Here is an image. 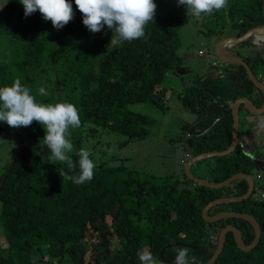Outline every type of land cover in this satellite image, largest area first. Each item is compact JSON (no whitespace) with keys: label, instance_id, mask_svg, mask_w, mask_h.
<instances>
[{"label":"trees","instance_id":"1","mask_svg":"<svg viewBox=\"0 0 264 264\" xmlns=\"http://www.w3.org/2000/svg\"><path fill=\"white\" fill-rule=\"evenodd\" d=\"M69 2L75 15L61 29L44 20L39 11L26 17L18 0H8L0 9V43L6 42L10 49L0 51V88L19 78L32 90L37 103H73L81 118V126L70 129L69 137L74 145L70 155L77 162L75 169L50 163V150L42 140L44 129L34 121L37 126L27 127L29 142L18 145L1 173L0 226L5 243H0V264H54L64 263L65 259L66 264H85L92 245L105 253L102 259L97 258L96 262L90 258L87 264H140L137 254L145 249L166 264L164 260H174L182 247L189 249V257H196L197 264H205L215 247L214 226L225 222L238 223L244 242L249 244L254 231L247 221L226 218L209 223L202 217V209L209 201L245 193L247 183L243 179L218 189L196 183L192 188L177 189L176 181L152 183V174L139 177L136 170L128 169L123 162L110 164L108 159L96 160L93 179L82 185L59 175L61 170L67 175L79 174L76 152L94 133L95 126L124 135L120 145L144 137L152 119L128 106L150 102L160 109L167 108L166 88L161 83L169 71L182 63L178 54L179 16L156 13L154 23L146 26L144 38L114 46L110 42L112 31L107 26L100 32L89 31L82 23L75 0ZM226 10L233 17L228 23L237 29L235 35L264 21L262 0H228ZM242 19L249 23L242 26ZM40 74H44L41 79L45 80L37 84L36 76ZM235 77L234 73L229 74L214 86L204 79L203 86L196 83L183 89L182 106L197 118L206 115L195 130H203L223 115L205 135L190 137L186 126L190 137L184 146L187 155L219 151L229 145L233 120L227 103L232 96L216 98L204 87L227 93L232 90ZM251 86L247 79L238 89L239 94H247ZM41 87L46 89L47 96L38 94ZM248 121L253 124L249 122L245 134L258 125L259 118ZM251 137L261 139L254 133L248 138ZM246 146L240 135L231 154L204 159L208 161L206 179L219 182L237 172L253 176L257 156ZM204 160L191 167H198ZM182 174L192 182L184 171ZM261 176L257 173L255 178L262 179ZM257 183L247 199L209 209V215L226 206L249 213L261 229L257 245L248 252L238 248L229 232L214 264H264V179ZM95 233L93 241H89ZM203 250L204 254L199 255Z\"/></svg>","mask_w":264,"mask_h":264},{"label":"rangeland","instance_id":"2","mask_svg":"<svg viewBox=\"0 0 264 264\" xmlns=\"http://www.w3.org/2000/svg\"><path fill=\"white\" fill-rule=\"evenodd\" d=\"M4 2L5 0H0V5ZM154 3L157 5L156 13H169L181 18L177 31L180 36L178 54L182 57V63L173 72L169 71L161 83L166 88L165 102L167 108L160 109L150 102L132 103L128 106L130 109L144 113L152 119L147 124L148 133L144 137L130 141L125 145H120L125 138L124 135L95 126L96 130L84 140L82 148L91 151L92 155L90 158L94 162L103 159H108L110 164L123 162L128 169L136 170L139 177L143 178L152 174V183L160 184L176 181L178 184L176 186L177 189L185 186L192 188L196 182L193 180L192 182L186 181L182 174L185 163L190 158L187 155V151L182 147V143L189 138L186 126L190 127L195 121L196 114L182 106L180 94L183 93L185 87L199 83L208 73H221L227 77L226 71H228V67H231V63L221 62L215 51L218 44L223 39L234 36L236 30L227 26L226 18L224 16L221 17V15L214 19L210 16H204L202 20L197 21L194 17L187 15L186 8L179 6L177 0H154ZM247 40L249 42L226 45L223 50L224 53L234 57L256 55L264 58V32L252 35ZM7 49L10 51L6 42L0 43L1 52ZM199 50L202 51V54L199 53ZM43 75L40 74V77L36 76L37 84L41 80H45V78L41 79ZM59 75L63 77L61 71H59ZM207 79H209V85L211 86L222 81L221 78ZM230 102L231 98L227 103L229 106L231 105ZM246 116V113L244 115L242 111L240 112L239 129L241 139L247 145L246 147L251 154L257 156L258 164L255 165L253 176L256 177V174L260 173L262 179H264V145H262L264 140H261L264 139V127L256 128L255 126L254 129L249 130L248 134H245V129L250 128L249 123L245 121ZM247 120H250V117ZM32 124L37 126L34 123ZM253 133L261 139L248 138ZM29 140L30 135L27 127L13 128L8 126L6 122H0V175L12 159L18 145L20 143L26 144ZM207 164L208 161L204 160L198 164V167L193 165L190 170L194 176L209 178L208 171L205 169ZM255 179L258 182L262 180ZM227 208L230 210V206H226L223 210H227ZM95 236L96 233L89 237L88 240L93 241ZM0 243L2 245L5 243L1 226ZM212 245H215V240ZM104 253L99 246L92 245L89 247L87 260L94 258L97 262V258L102 259L101 255L104 256ZM87 260L85 264H87ZM54 264H66V259L64 263Z\"/></svg>","mask_w":264,"mask_h":264},{"label":"clouds","instance_id":"3","mask_svg":"<svg viewBox=\"0 0 264 264\" xmlns=\"http://www.w3.org/2000/svg\"><path fill=\"white\" fill-rule=\"evenodd\" d=\"M8 0L0 5L2 9ZM23 5L24 15L30 16L39 11L44 20H50L53 27L61 29L74 18V11L69 0H18ZM179 6L186 8L187 15L197 21L214 11L226 9L228 0H177ZM77 9L82 14V23L93 32L102 31L105 26L112 31L110 42L114 46L145 37V29L154 23L157 5L154 0H75ZM201 51V50H199ZM202 54V53H200ZM38 94L47 96L44 87ZM38 122L44 129L43 143L50 150L49 161L52 164H64L69 170L75 169L77 162L70 153L74 145L70 140V129L81 126L79 109L70 102L55 104L37 103L32 90L15 79L10 86L0 88V122H6L13 128L28 127ZM264 127V117L260 120ZM79 174L67 175L61 170L66 180L82 185L94 177L96 164L86 148L76 152ZM140 264H161L153 254L145 249L138 252ZM175 264H197L195 257H189V249L182 247L175 257Z\"/></svg>","mask_w":264,"mask_h":264},{"label":"water","instance_id":"4","mask_svg":"<svg viewBox=\"0 0 264 264\" xmlns=\"http://www.w3.org/2000/svg\"><path fill=\"white\" fill-rule=\"evenodd\" d=\"M262 9H263V16H264V0H262ZM261 32H264V23L261 25L254 26V27L247 29L242 34H240L239 36L227 37V38L223 39L218 44L215 53L221 62L231 63V64H242L243 66H245V68L247 69V73L249 75V78L254 83V86L258 90H261L264 93V85L262 83H260L258 80H256V78L253 76L250 68L240 58L230 56V55H226L223 51L224 46H226L228 44L241 43L243 41H246L252 35H255V34H258ZM224 77H225V75L221 74V73H208L200 80L199 84H200V86H203V81H204V79H207V78H224ZM236 87H237V85H235L233 87V90H231L228 93H224V94L212 92L205 87H204V90H206L207 92H210V94H212L216 98H227L233 94V92L236 90ZM240 105H243L244 108L250 114L258 115L264 111V103L260 107H256L248 98H246L244 96H239L236 99H234L230 105L231 115H232L233 121H232V129H231V137H230L229 145L223 150L206 151V152H201V153H198L196 155H193L192 157H190L186 161L185 166H184V173H185V175L187 174L188 178H190L191 180L196 182V184L202 185V186H205L208 188H214V189H218V188L228 186L234 180H238V179L245 180L247 183V190L245 193H243L241 195H237V196H235V195H233V196H222V197H218V198H215V199L209 201L208 203L205 204V206L202 209V217L205 221H207L209 223H215L221 219H226V218H237V219L245 220L252 226L253 231H254V237L249 244H245L243 241L242 233L240 232V230L237 227H235L233 225L224 226L223 228L220 229V231L218 233L216 248H215L212 256L207 260V262L205 264H213L215 262V260L218 258L219 254L222 251L223 246L225 244L226 234L228 231H230L232 233L234 240H235V243L238 246V248H240V250H242L244 252H248L249 250L255 248V246L257 245V243L259 241L260 235H261V229H260V225H259L258 221L249 213L236 212L233 210H225V211H221L219 213H216L214 215L208 214V210L214 206L222 205V204H228V203H232V202H240L242 200L247 199L254 190V183L255 182H254V178L251 174H247V173H243V172H237V173L232 174L231 176H229L225 180H222L219 182H211L205 178H200V177L194 176L190 170L191 165L198 162V161H201V160H204L207 158H212V157L229 155L236 148V146L238 144V139H239V106ZM205 117H206V115L202 116L196 122H193L190 125L189 130H190L191 135L194 134L193 133V126H195L198 122H201ZM221 118H222V116L217 117L209 127H207L202 132L195 134V136L205 135L207 132H209L212 129V127ZM2 182H3V180L1 181L0 186L2 185ZM164 249H165V247H163L159 253V256L161 259L163 258ZM165 263L166 264H175V259L171 260V261H166Z\"/></svg>","mask_w":264,"mask_h":264},{"label":"flooded vegetation","instance_id":"5","mask_svg":"<svg viewBox=\"0 0 264 264\" xmlns=\"http://www.w3.org/2000/svg\"><path fill=\"white\" fill-rule=\"evenodd\" d=\"M262 12H263V9H262ZM221 15V17H223L224 16V18H226V20H225V22H226V24H227V26H232V25H230L229 23H228V21H230V19L231 18H233L232 17V15H231V13H229L226 9L223 11H220V12H218L217 14H213L212 16H211V18H215V17H217V16H220ZM264 17V16H263ZM249 23V21H245V19L243 20L242 19V26H244V25H246V24H248ZM264 23V21L262 22V23H259V24H255L254 26H258V25H261V24H263ZM254 26H252V27H254ZM225 27V26H224ZM251 28V27H250ZM247 29H249V28H247ZM246 29V30H247ZM234 30H236V32H237V29H234ZM245 30V31H246ZM243 33V32H242ZM241 33V34H242ZM236 34V33H235ZM234 36H239V35H234ZM230 37V36H229ZM247 42H249L248 40H246ZM246 41H243V42H241V43H245ZM240 43V44H241ZM224 48H225V46L223 47V50H224ZM226 54V53H225ZM226 55H228V54H226ZM238 58H240L249 68H250V70H251V72H252V74H253V76L256 78V80H258L260 83H262L263 85H264V58L263 57H261V56H256V55H253V56H251V55H245L244 57H238ZM231 67H228L227 69H228V71H226V73H227V76L229 75V74H232V73H234V76H236L235 77V83H234V86L235 85H237V87H236V90L233 92V94H234V97H233V94L231 95L232 97H231V102L230 103H232L233 102V100L234 99H236L237 97H239V96H244V97H246V98H248L253 104H254V106H256V107H260L263 103H264V93L261 91V90H258L255 86H254V83L252 82V80L249 78V75H248V73H247V69L245 68V66H243L242 64H231L230 65ZM224 72V71H223ZM247 79H249L251 82H252V85L253 86H251V88H252V90H249V92L247 93V94H245V95H240L239 94V91H238V89L240 88V86H241V84H243V83H245V81L247 80ZM242 82V83H241ZM233 86V87H234ZM254 87V88H253ZM232 90H233V88H232ZM230 92V91H229ZM216 93V92H215ZM228 93V92H227ZM224 94V93H223ZM261 100V101H260ZM242 111V113H244V115H245V113L247 112L246 111V109L244 108V106L243 105H240L239 106V127H240V112ZM246 111V112H245ZM202 116H204V115H202ZM201 116V117H202ZM219 116H222L223 117V115H219ZM218 116V117H219ZM201 117H196L194 120V122H196L199 118H201ZM248 117H250V119H252V118H256V117H258L259 118V122H258V125L256 126V128L257 127H260L261 125H260V120H261V118L262 117H264V111L261 113V114H258V115H256V114H249V115H247L246 117H245V120H247V118ZM205 119V118H204ZM203 119V120H204ZM222 119V118H221ZM203 120L201 121V122H198L195 126H193V135H191L190 134V130H189V136L190 137H194L195 136V134H198V133H200V132H202L203 130H205L207 127H205L203 130L201 129L200 131H197V130H195V128H197L198 127V125L200 124V123H202L203 122ZM247 122L249 123V122H252V121H248L247 120ZM210 126V125H209ZM208 126V127H209ZM240 135H241V132L239 133V138H240ZM190 137L186 140L187 142H185L184 144H182V147L184 148V146L186 145V143H188L189 141H190ZM187 147V146H186ZM189 157H192V156H189ZM254 178V188L256 187V185L258 184L256 181V179H255V177H253ZM223 209H225V207H223ZM220 210V211H217V212H215V213H213V215L214 214H216V213H219V212H221V211H225V210ZM227 210H228V208H227ZM230 210H232V208H230ZM209 211V210H208ZM221 220H225V219H221ZM221 220H219V221H221ZM219 221H217V222H219ZM217 222H215V223H217ZM224 222V221H223ZM226 225H233V226H235V227H237L238 228V223H235V222H225V224L224 225H222V226H217V224H216V226H214V228H215V234L213 235V240L212 241H214L215 240V247H214V250H215V248H216V242H217V237H218V233H219V231H220V229L221 228H223L224 226H226ZM239 229V228H238ZM230 231H228L227 232V234L229 233ZM241 232V231H240ZM227 234H226V238H227ZM234 238V237H233ZM243 241H244V239H243ZM225 242H226V240H225ZM245 243V242H244ZM182 244V243H181ZM246 244V243H245ZM185 245V244H184ZM225 245V244H224ZM224 247V246H223ZM195 248V247H194ZM203 253H201V254H199V255H203L204 254V250L202 251ZM214 252V251H213ZM221 253V252H220ZM213 254V253H212ZM212 256V255H211ZM210 256V257H211ZM195 259H196V257H195ZM166 261H171V260H164V262H166ZM217 261V259L215 260V262ZM214 262V263H215ZM213 263V264H214Z\"/></svg>","mask_w":264,"mask_h":264},{"label":"built area","instance_id":"6","mask_svg":"<svg viewBox=\"0 0 264 264\" xmlns=\"http://www.w3.org/2000/svg\"><path fill=\"white\" fill-rule=\"evenodd\" d=\"M199 53H202V51H199Z\"/></svg>","mask_w":264,"mask_h":264}]
</instances>
